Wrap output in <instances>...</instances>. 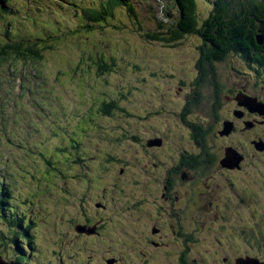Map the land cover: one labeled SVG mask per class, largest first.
Returning <instances> with one entry per match:
<instances>
[{
  "label": "flooded vegetation",
  "instance_id": "flooded-vegetation-1",
  "mask_svg": "<svg viewBox=\"0 0 264 264\" xmlns=\"http://www.w3.org/2000/svg\"><path fill=\"white\" fill-rule=\"evenodd\" d=\"M163 26L175 40L165 47L186 36L198 41L195 53L182 61L187 64L165 76L163 118L131 126L129 134L118 127V134L98 135L95 125L94 151L88 139L81 148L82 154L91 151L85 160L96 181L72 184L67 172L51 165L38 171L46 182L30 171L35 166L26 168L41 184L32 186L27 203L39 201L53 213L64 204L59 219H68L63 229H40L46 234L42 246L35 226L46 227L45 219L41 224L32 214L22 221L17 212L12 254L8 246V255L0 252L5 263L264 264V44L247 40L246 52L243 40L230 38L225 41L234 46L224 50L210 37L216 25L195 34L182 32L189 25ZM238 26L224 25L222 33ZM102 108L93 102L83 118L97 123L92 115ZM55 131L61 134L58 126Z\"/></svg>",
  "mask_w": 264,
  "mask_h": 264
},
{
  "label": "rangeland",
  "instance_id": "rangeland-1",
  "mask_svg": "<svg viewBox=\"0 0 264 264\" xmlns=\"http://www.w3.org/2000/svg\"><path fill=\"white\" fill-rule=\"evenodd\" d=\"M36 1L37 6H44H33ZM99 1L9 0L18 10L13 8L15 11L10 20L0 21V40L3 41H6V25H11L12 36L16 39L36 42L34 40L39 36L45 40L47 36L51 37L44 43L37 42L40 47L48 45L45 50L41 49V59L16 60L10 67L7 63L0 67V100L3 102L0 104V116L5 107L11 112L5 133L0 127V201H5L0 206V252L6 255L7 246L9 254H12L10 240L18 229L12 221L17 212L22 221L31 218L32 214L36 219H45L46 227L35 226V237L42 246L46 243L45 235L54 228H65L68 219L65 214L59 219L64 204L53 213L49 205L42 210L39 201L27 203L28 192L31 196L33 194L30 191L32 186L41 184L39 180L31 179L32 174H27L26 168L35 166L30 171L46 182L48 178H43L38 171L44 172L51 165L67 172L72 184L98 180L90 161L85 160L91 151L82 154L83 140H90L93 150L96 141L93 143L92 140L98 139L93 135L95 125L98 135L118 134V127L129 134L131 126L147 125L155 119H162L163 91L167 86L165 76L182 69L187 64L182 61L195 53L198 41L193 36L184 37L173 47H165L163 41L146 36L163 35V25L158 23L161 18L165 17L166 21L179 18V0H128L134 9V17L124 8H115L114 16L106 23L91 28L80 25L82 22L76 10ZM194 2L200 24L212 11L214 0ZM103 62L107 63L106 68L100 69ZM27 87L31 92H27ZM13 99L28 103L21 102L13 110ZM93 102H101L103 107L92 115V119L98 118L95 124H92L93 120L86 122L83 118ZM17 109L20 110L19 115ZM159 110L161 117L143 119ZM12 115L18 118L14 119ZM57 126L61 134H56ZM71 134H74V140L68 138ZM63 146L66 148L61 150ZM76 158L81 163H76ZM84 171L87 177L79 178ZM57 173L53 172L58 176ZM47 175L44 173L45 177ZM104 177L103 180L108 181L111 176L107 173ZM4 188L8 194H2ZM42 195L39 193L34 199ZM41 202L46 204L47 200ZM77 210L76 205L71 214ZM78 221L75 219V223ZM40 229L46 230V234L43 235Z\"/></svg>",
  "mask_w": 264,
  "mask_h": 264
},
{
  "label": "trees",
  "instance_id": "trees-1",
  "mask_svg": "<svg viewBox=\"0 0 264 264\" xmlns=\"http://www.w3.org/2000/svg\"><path fill=\"white\" fill-rule=\"evenodd\" d=\"M180 1L182 0H179L177 3L179 9V18L176 21L172 20L171 23H167V19L163 17L158 21L159 26L166 24L189 25L184 26V29L187 30H183L182 32L184 33L188 31L190 34H195L201 31L198 30L199 28H203L206 25H216L213 27L210 37L215 38L214 43L221 48L224 47V50L226 48L225 46L228 44L234 46L232 41H225V39L231 38L234 41L235 39H238L239 41L243 40V48L246 50V52H248L247 40L255 43V35L258 32L263 34L262 43L264 44V0H214L212 11L209 12V16L205 17V19H203L200 24L197 22L198 19L195 13L194 0H183L184 2L182 3H180ZM12 4L9 3V0H0V21L5 18H9L10 20L11 14H13L15 10H18V7H12ZM37 5H39L37 4V1L36 3H33V6L35 7L41 8L40 6H44V4H41L40 6ZM115 8H124L130 16H135L134 9L128 0H100L94 5L80 6L78 11L76 10V14L78 13V18L82 22L80 25H85V27L91 28L93 25H101L108 22V20L114 16ZM197 25L201 26L197 27ZM224 25H239V28L233 27L231 28L230 34L225 35V32L222 33L226 30ZM246 25H248V27H246ZM10 26L11 25L5 26L4 37L6 41L0 40V67H2L4 63H7L10 67L16 60L27 61L29 59H41L42 51L45 50L48 45L42 44L43 46L40 47V44L37 42L44 43V41L46 42V40L51 37L47 36L45 40L39 36L34 40L36 42L24 41V39H16L12 36ZM171 34L172 30L165 29L163 26V35L146 34V36L148 38L166 43L175 41L172 40L173 37ZM231 45H229V47H231ZM260 54L264 58V51H262ZM106 65V62L101 63L100 69L106 68ZM13 101L16 102L15 99H13ZM18 105L19 104L17 103V106ZM17 113L19 115V112ZM104 114H106V112ZM16 118L18 117L15 116L14 119ZM6 191L7 190L4 188L2 194L5 195L7 193ZM4 204L5 201L1 200L0 206Z\"/></svg>",
  "mask_w": 264,
  "mask_h": 264
},
{
  "label": "water",
  "instance_id": "water-1",
  "mask_svg": "<svg viewBox=\"0 0 264 264\" xmlns=\"http://www.w3.org/2000/svg\"><path fill=\"white\" fill-rule=\"evenodd\" d=\"M168 23H171L170 20L167 21ZM255 40L258 44H261L262 43V34L260 32H258L256 35H255ZM155 140H151L149 141V143H154ZM78 230H83L82 227L78 226L77 227ZM0 264H12V263H5L1 258H0Z\"/></svg>",
  "mask_w": 264,
  "mask_h": 264
}]
</instances>
